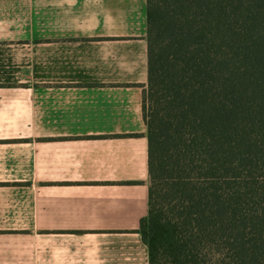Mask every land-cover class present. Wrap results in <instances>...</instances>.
I'll list each match as a JSON object with an SVG mask.
<instances>
[{"label": "crops", "instance_id": "1", "mask_svg": "<svg viewBox=\"0 0 264 264\" xmlns=\"http://www.w3.org/2000/svg\"><path fill=\"white\" fill-rule=\"evenodd\" d=\"M146 0H0V264H148Z\"/></svg>", "mask_w": 264, "mask_h": 264}, {"label": "trees", "instance_id": "2", "mask_svg": "<svg viewBox=\"0 0 264 264\" xmlns=\"http://www.w3.org/2000/svg\"><path fill=\"white\" fill-rule=\"evenodd\" d=\"M148 264H264V0H146Z\"/></svg>", "mask_w": 264, "mask_h": 264}]
</instances>
